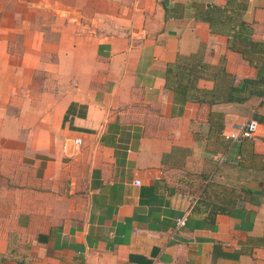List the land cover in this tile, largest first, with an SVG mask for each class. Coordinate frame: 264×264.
I'll return each mask as SVG.
<instances>
[{
  "label": "crops",
  "instance_id": "obj_1",
  "mask_svg": "<svg viewBox=\"0 0 264 264\" xmlns=\"http://www.w3.org/2000/svg\"><path fill=\"white\" fill-rule=\"evenodd\" d=\"M240 23L264 43V0H0V264H264V175L225 139L254 118L264 154V101L195 99L256 78Z\"/></svg>",
  "mask_w": 264,
  "mask_h": 264
},
{
  "label": "trees",
  "instance_id": "obj_2",
  "mask_svg": "<svg viewBox=\"0 0 264 264\" xmlns=\"http://www.w3.org/2000/svg\"><path fill=\"white\" fill-rule=\"evenodd\" d=\"M205 17H207L210 25H212L210 17ZM242 31L245 32L244 36L241 34ZM246 35V24L240 23L238 33H235L231 37L228 47L232 49L235 47L236 42L240 41L246 44H253L259 53H264V43L253 42ZM172 72H174V69L171 67L169 73ZM232 79L233 78L226 73L225 70L217 69L213 90L208 92L197 90L195 99L198 100L200 104L212 106L218 103H243L251 97L262 98L264 96V64L257 70V76L255 79H243L240 80L238 84H234ZM176 90L183 95L186 92L185 86H179ZM262 140L264 142V137ZM243 142L244 148L247 150L246 157L250 161V165L247 166L246 169H249L251 173L255 171L256 173L261 172V174L264 175V154H257L251 150V138L244 139ZM230 201L231 200L229 199L228 202ZM214 208V214H228L227 211L219 205H214Z\"/></svg>",
  "mask_w": 264,
  "mask_h": 264
},
{
  "label": "built area",
  "instance_id": "obj_3",
  "mask_svg": "<svg viewBox=\"0 0 264 264\" xmlns=\"http://www.w3.org/2000/svg\"><path fill=\"white\" fill-rule=\"evenodd\" d=\"M264 101V96L262 97ZM259 130V123L256 119L250 118L246 121L235 124L230 131L225 135V139L229 142H237L244 139L253 138ZM82 144L81 139H73L71 141H66L62 149L65 153L76 154ZM137 184H139L137 182ZM192 207L190 206L186 211H184L180 217L175 220V230H178L185 226L190 214Z\"/></svg>",
  "mask_w": 264,
  "mask_h": 264
}]
</instances>
